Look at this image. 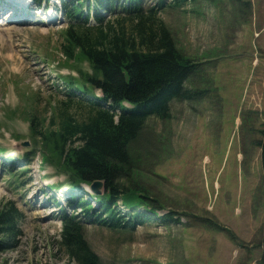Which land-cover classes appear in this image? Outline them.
Instances as JSON below:
<instances>
[{
  "label": "rangeland",
  "instance_id": "rangeland-1",
  "mask_svg": "<svg viewBox=\"0 0 264 264\" xmlns=\"http://www.w3.org/2000/svg\"><path fill=\"white\" fill-rule=\"evenodd\" d=\"M54 1L47 11L60 6ZM124 1L114 0L117 9L107 13L96 9L104 25L124 17ZM159 1L163 5L157 8ZM242 1L248 7L232 0H195L180 7L172 0L142 1L144 8H157L156 19L176 49L196 64L186 89L203 93L172 100L169 118H149L129 145L131 166L119 182L146 197L141 212L148 219L158 207L155 218L130 230L82 222L83 238L101 264H259L264 196L254 142L264 126V0ZM2 8L0 27L9 32L0 40V156L21 160L13 168L0 160V212L13 206L20 214V235L11 248L0 249V264H75L59 244L58 204L64 203L47 189L49 184L65 189L69 178L57 167L55 138L48 134L58 130L60 114L77 119L86 114L81 94L65 104L62 80L85 85L82 76L91 72L77 50L70 59L64 52L73 50L66 28L84 25L60 12L54 23H43L31 4ZM95 25L93 19L87 24ZM90 186L81 188L90 192ZM119 209L126 218L128 210ZM64 212L73 215L67 205ZM167 213L172 219L161 220Z\"/></svg>",
  "mask_w": 264,
  "mask_h": 264
},
{
  "label": "trees",
  "instance_id": "trees-1",
  "mask_svg": "<svg viewBox=\"0 0 264 264\" xmlns=\"http://www.w3.org/2000/svg\"><path fill=\"white\" fill-rule=\"evenodd\" d=\"M142 1L127 0V4L120 7L124 17L112 26H108V22L104 25L95 14L93 18L97 25L94 27L86 24L92 11L89 5H93V11L97 7L106 12L113 11L114 0H70L68 4L62 3L68 20L84 25H67L66 44L69 43L73 50L67 52L64 49L65 56L70 59L77 50L91 68L89 74L82 76L85 85L63 78L67 92L65 104L71 105L77 92L90 98L82 99L81 106L87 107L86 114L80 116L82 119L60 114L58 130L48 136L55 138L53 147L59 156L57 167L69 176L66 198L74 208L73 213L79 210L92 225L113 230H130L150 221L140 211V208L147 207L146 197L135 188L127 191L119 182L131 166L129 145L138 137L149 118H169L172 100H190L203 93L185 87L186 81L196 72V64L176 49L169 30L156 19V9L163 2L159 1L157 8H144ZM193 1L172 0L171 5L180 7ZM232 1L248 7V3L242 0ZM95 91L100 95L93 96ZM30 130L36 136L34 119L30 121ZM259 134L260 140L254 145L260 151L264 196V126ZM32 153H27L28 158L33 157ZM95 181L102 182L103 190L96 197L100 206L94 218V206L79 200L83 197H79L76 191L82 192L81 185L90 186ZM118 202L128 210V217L121 216ZM158 210V207L151 208V216L154 217ZM19 216L13 206L0 212V236L3 237L0 242L5 244L0 245V249L11 248L20 235L17 227ZM162 218L163 221L172 219L170 213ZM61 223L59 244L68 259L75 264H101L84 240L82 225L76 216H67L63 211ZM259 232L257 245L261 253L258 263L264 264V218ZM227 233L232 240H236Z\"/></svg>",
  "mask_w": 264,
  "mask_h": 264
},
{
  "label": "water",
  "instance_id": "water-1",
  "mask_svg": "<svg viewBox=\"0 0 264 264\" xmlns=\"http://www.w3.org/2000/svg\"><path fill=\"white\" fill-rule=\"evenodd\" d=\"M23 144H24V146H28L27 143H23ZM101 185H102V182H99V181L96 182V181H95V182H93V183L91 184V186H90L89 189H90L91 191H93V192H95V193L98 194L99 191H100V190H99V187H100Z\"/></svg>",
  "mask_w": 264,
  "mask_h": 264
},
{
  "label": "bare ground",
  "instance_id": "bare-ground-1",
  "mask_svg": "<svg viewBox=\"0 0 264 264\" xmlns=\"http://www.w3.org/2000/svg\"><path fill=\"white\" fill-rule=\"evenodd\" d=\"M2 2H4V1L2 0ZM23 2H25V1L23 0ZM8 32H9V28H4V27L1 28L0 27V40L2 39V36L8 34Z\"/></svg>",
  "mask_w": 264,
  "mask_h": 264
},
{
  "label": "crops",
  "instance_id": "crops-1",
  "mask_svg": "<svg viewBox=\"0 0 264 264\" xmlns=\"http://www.w3.org/2000/svg\"><path fill=\"white\" fill-rule=\"evenodd\" d=\"M263 218H264V216H263ZM251 219H252V214H249V217H248V220H249V222L251 221ZM253 222V221H252ZM252 222L251 223H248V225H251L249 228H250V231H251V234H253L254 233V229H253V225L254 224H252ZM257 229H259V228H257Z\"/></svg>",
  "mask_w": 264,
  "mask_h": 264
}]
</instances>
